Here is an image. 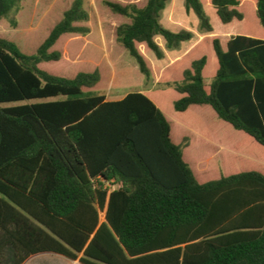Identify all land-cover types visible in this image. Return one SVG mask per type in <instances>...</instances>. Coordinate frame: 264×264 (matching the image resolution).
Here are the masks:
<instances>
[{
  "label": "trees",
  "instance_id": "trees-1",
  "mask_svg": "<svg viewBox=\"0 0 264 264\" xmlns=\"http://www.w3.org/2000/svg\"><path fill=\"white\" fill-rule=\"evenodd\" d=\"M167 1L0 0V103L62 96L0 106V264H264V0H184L195 41ZM214 14L242 26L221 40ZM73 41L99 58L49 70Z\"/></svg>",
  "mask_w": 264,
  "mask_h": 264
},
{
  "label": "rangeland",
  "instance_id": "rangeland-1",
  "mask_svg": "<svg viewBox=\"0 0 264 264\" xmlns=\"http://www.w3.org/2000/svg\"><path fill=\"white\" fill-rule=\"evenodd\" d=\"M41 11V10H40ZM244 15L246 18V25L252 23L251 13L244 9ZM160 20L163 24L167 26H179L186 29H189L193 32L194 37L193 41L200 39L203 36V32L199 27V21L196 16L192 12H187L184 8V0H168L165 9L161 13ZM211 24L213 26V32L220 35L221 40H224L230 34V31L234 28H240L242 26L241 23L238 21H233L231 23L223 24L219 21V19L212 15ZM48 25L47 18H43L40 16L34 20V28L32 30H27L19 35L18 43L20 44L21 48L26 51H31L33 46L41 39L42 35L44 34V30ZM157 42L162 47L164 52L166 53L165 56L168 59L174 58V55L178 54L177 50H167L164 45V41L162 38L158 37ZM81 41H73L68 44L67 50L71 56L72 61L69 63H64L62 66H58L52 63H47L46 67L49 70H56L59 69V72H62L65 75L71 74L75 70H88L92 64V62L99 58V53L94 46L91 44H84ZM114 49V50H113ZM112 55L114 59L117 57V49L111 48ZM125 60H130L135 68H137L136 62L133 58H131L128 53L124 50V57ZM158 84L154 81H150L147 84H144L141 87L143 91H150L156 89ZM131 91H138V89H134ZM125 91H117L115 89H109L105 92L108 97L118 96L123 94ZM172 95L170 93H160L159 98H161L165 103H168ZM62 98V96L58 97H51L45 99H31V100H21V101H13V102H3L0 103L1 107L5 106H14L19 104H25L30 102H39V101H48V100H55ZM173 111V110H172ZM199 116L203 119V121L207 124H212L211 117L208 115L206 111L199 112ZM117 187V185L111 186V188ZM104 219V212L100 213V220ZM37 264H69V261L59 255L53 254H45L41 258L37 259Z\"/></svg>",
  "mask_w": 264,
  "mask_h": 264
},
{
  "label": "crops",
  "instance_id": "crops-1",
  "mask_svg": "<svg viewBox=\"0 0 264 264\" xmlns=\"http://www.w3.org/2000/svg\"><path fill=\"white\" fill-rule=\"evenodd\" d=\"M45 254L59 255V254L49 253V252L39 253V254H35V255L30 256L27 260H25V262L23 264H37L36 263L37 259L41 258ZM59 256H62V255H59ZM62 257L65 258L66 260H68L69 264H81L78 259L71 260V259H68V258H66L64 256H62Z\"/></svg>",
  "mask_w": 264,
  "mask_h": 264
}]
</instances>
